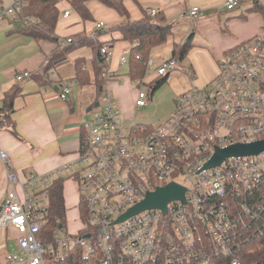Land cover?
I'll list each match as a JSON object with an SVG mask.
<instances>
[{"label": "built area", "instance_id": "2783aa9c", "mask_svg": "<svg viewBox=\"0 0 264 264\" xmlns=\"http://www.w3.org/2000/svg\"><path fill=\"white\" fill-rule=\"evenodd\" d=\"M239 3L227 0L223 7L231 11ZM25 5V0L3 1L0 21L37 24L38 19L24 15ZM198 12L192 7L179 18H194ZM60 13L64 18L70 15L68 7ZM69 43L71 39L64 45ZM100 54L107 64L111 51L103 46ZM218 65L219 74L211 84L178 95L171 115L148 132L135 124L126 126L105 92L83 124L77 159L48 174H30L20 181L8 165V156L0 151L8 184L0 229L18 234V252L12 261L49 264L47 257L54 248L39 239L47 222L48 190L51 180L63 178L77 166L80 170L69 179L85 201L87 225H81L83 235L60 229L56 237L60 251L75 245L85 255L96 250L101 264H216L220 252L229 254L223 241H237L246 228L259 234L264 228V152L205 166L217 151L264 140V33L237 45ZM175 66L176 61L169 59L154 73L164 76ZM148 67H153L151 60ZM109 76L106 69L104 77ZM28 77L25 72L15 80ZM59 88L58 98L65 101L71 95L70 84L62 81ZM148 100L149 92L139 89L135 108L147 106ZM2 125L7 124L0 107ZM170 183L184 188V202L170 201L165 213L147 209L118 221L147 193ZM230 264L240 263L234 258Z\"/></svg>", "mask_w": 264, "mask_h": 264}, {"label": "crops", "instance_id": "0c3cea01", "mask_svg": "<svg viewBox=\"0 0 264 264\" xmlns=\"http://www.w3.org/2000/svg\"><path fill=\"white\" fill-rule=\"evenodd\" d=\"M226 1L122 0L130 21H140L147 15L150 19H154L156 16L162 17L166 23L171 24L172 36L175 29L181 37L180 41L173 42L172 45L183 42L191 34L193 35L192 46H194L195 30L208 29L210 32L207 35L212 43L210 49L217 64L224 57L226 51L259 35L260 29L263 30V21L258 14L259 17L256 23L250 27L247 26L246 30L239 28L238 25H244L239 23L240 21L229 23L228 20H225L224 28L238 30V34L231 39H225L221 35L218 36L216 34L218 32L212 29L221 27V13H230L238 7L228 11L223 7ZM258 1L262 3L261 0ZM91 3L93 5H90ZM65 5H59L60 9L63 7H68L69 9V6ZM86 7L91 15V20L82 21L76 13L73 12V16L69 13V17H63L62 21L57 22L54 40L35 41L13 32L14 28L10 29L5 24L0 25L1 108L4 95L15 87L19 88V95L13 100V112L10 115V122L7 125L0 126V151L8 156V165L16 172L20 181L26 179L30 174L45 175L56 168L74 163L80 152L83 124L89 120L94 109L98 107H94V105L98 104L101 98V96L97 95L95 86L79 87L74 82V63L77 59H85L90 79H94L92 69L93 54L91 49L85 45L73 46L66 54L65 60L50 69L44 79H51L53 83L48 81V83L42 84L36 80V76L44 75L43 68L46 59L54 51L66 47L67 45H64L66 40L81 34L88 36L94 32H101L97 40L103 46H107L112 54L110 61L105 67V70L108 69L110 71V76L104 78L108 80L104 84L103 92L104 88L106 90L110 88L114 91L115 84L121 83L120 79H124V84L128 82L136 84L130 81L128 75L127 59L131 44L125 41L118 31H112L114 27L126 23L127 19L96 0L89 1ZM192 7L199 8L196 17L185 16L179 18L180 14L187 12ZM151 11H156V15L152 17L150 15ZM99 23H103V27L100 29L96 27ZM58 24H60L59 29H57ZM186 29H188V32ZM172 45L169 58L158 63L151 60L154 68L171 59ZM201 47L203 46L201 45ZM25 72L30 73V77L22 82H17L15 76ZM52 74H54V77ZM156 78L158 76L155 73L148 78L147 71L143 84H148V79ZM62 81H67L71 87V95L65 101L58 98L59 85ZM139 86L137 92L140 89ZM137 92H114L116 97L120 99V107L126 120L133 118L134 111L137 109L135 108ZM172 97V101L164 116L165 119L171 115L177 95ZM135 125L139 126L141 124ZM7 192L8 184L5 177L4 164L0 160V206ZM72 205L73 201L70 206ZM68 209L70 211L74 210L76 206ZM17 238L18 234L14 229H0V264H19L12 261V256L18 252Z\"/></svg>", "mask_w": 264, "mask_h": 264}, {"label": "trees", "instance_id": "16d2710c", "mask_svg": "<svg viewBox=\"0 0 264 264\" xmlns=\"http://www.w3.org/2000/svg\"><path fill=\"white\" fill-rule=\"evenodd\" d=\"M2 0L0 3H3ZM26 5L23 8V13L26 16H33L38 19V23L33 26H24L16 24L13 32H17L35 41L54 40L55 28L59 20L61 9L59 3L62 0H25ZM68 3L69 10L76 13L82 21L91 20V15L86 7V4L92 0H65ZM102 5L113 9L118 15L126 18L124 24L118 25L112 31H118L122 38L131 44L128 52L127 66L130 81L141 85L148 71V60L150 52L153 48L162 47L167 44L168 39L172 36V25L159 16L150 19L145 16L140 21H130L128 12L125 9L122 0H96ZM253 6L248 11L258 13L263 21L264 31V4L258 0L252 1ZM101 32H94L91 35H77L71 39V43L60 50L54 51L51 56L46 59L42 76H36V80L42 84L48 83L51 79H44L47 73L53 66L62 63L65 60L66 54L73 46H87L91 49L92 69L94 79H90V73L86 67L85 59H77L74 63V82L79 87L93 85L96 88L97 95L102 96L103 87L107 79H104L106 62L100 54V49L103 44L97 40ZM193 35H189L183 42L174 43L172 45L171 59L176 62H183L187 56L189 48L192 46ZM247 41V40H246ZM245 42V41H244ZM243 43V42H242ZM234 49V48H233ZM233 49L226 51L229 53ZM40 78V79H38ZM168 78V74L160 76L147 85L150 97L154 92L162 86ZM53 83V80L51 81ZM55 83V82H54ZM19 95V88L15 87L12 91L5 94L3 97L2 112L6 120V124L10 122V115L13 112V100ZM141 126V125H139ZM145 131L151 130L150 126H141ZM71 182V180L68 178ZM63 178H56L51 181L48 190V207L46 209L47 222L43 226L39 239L47 246L54 248V254L48 255L47 259L52 264H101V253L96 251L85 255L82 247L75 245L71 249L60 251L56 242L57 233L60 229L65 230L70 235H83L81 225H87V210L84 199L76 189L78 203L76 205L78 219V228L72 233L68 231L66 206L64 197ZM73 182V181H72ZM74 184V182H73ZM58 221L59 224L56 222ZM89 230V228H87ZM225 247L229 248V254L219 253L216 257V264H230L234 258L240 264H264V228L258 234L252 228H246L240 232L237 241H223ZM222 248L220 249V251Z\"/></svg>", "mask_w": 264, "mask_h": 264}, {"label": "rangeland", "instance_id": "374dc122", "mask_svg": "<svg viewBox=\"0 0 264 264\" xmlns=\"http://www.w3.org/2000/svg\"><path fill=\"white\" fill-rule=\"evenodd\" d=\"M261 1L264 4V0ZM61 4H64V6H66L65 4L68 5V3L66 1L63 2V0L59 3V5ZM90 5H93V3H91ZM252 6L253 3L251 2V0L240 1L238 7L235 8L234 11L230 13H221V27H215L212 30L218 32L216 34L218 36L221 35L225 39H231L233 37H236V35L238 34V30L232 28H224V21L228 20L229 23L234 21H240L239 23H242L245 26L238 25L239 28L246 30L252 24L256 23L257 18L259 17L258 13L248 11V9H250ZM69 13L71 14V16L74 15L72 10H69ZM62 18L63 16L62 14H60L58 21H62ZM1 24H5V26L9 27L10 29H13L17 26L9 19L0 21V25ZM59 25L60 24H58L57 29L60 28ZM188 29H186L187 32ZM209 32L210 31H208V29H203L201 31L195 30L194 46H191L189 48L184 62L177 63L175 68L171 72H169L167 81L162 86H160L151 97L149 95L147 106L143 108H138L134 111L133 118L126 120L124 112L120 107V99L116 97L115 93H125L126 91H129L130 93H136L138 89V84H131L129 82V84H124V79H120L121 83L115 84L116 87H114V91L110 88L109 90H106L104 88L103 94L107 92L110 98L117 105L119 117L126 126H130L131 124H141L143 126H150L152 128H156L158 124L166 120L164 116L167 112L170 102L172 101L173 95L178 96L191 90L192 88L199 90L203 89L217 78L219 74V65L215 61V57H213V52L210 49L212 43L210 41L209 36L207 35ZM263 32L264 31L260 29L259 34H262ZM172 37L168 39L166 45L162 47L153 48L150 52L149 60H153L155 63H158L162 60L169 58L172 43L180 41L181 38L180 34H178L175 29L174 35ZM201 45L203 47H201ZM153 70L154 66L148 67V78L153 76ZM152 80L154 79H148V83ZM139 87L141 91L148 93L146 83H142ZM80 168L81 166L72 168L63 177V180L66 181L64 184V197L65 206L67 209V227L68 231L72 233L78 228V222H75V220L78 219V213L77 209L70 211L68 208H72L73 206L77 205L78 197L75 185L73 184V182H70L68 178H70L71 174L78 172ZM72 201L73 205L70 206ZM48 263L52 264V262L49 261Z\"/></svg>", "mask_w": 264, "mask_h": 264}, {"label": "water", "instance_id": "95a60500", "mask_svg": "<svg viewBox=\"0 0 264 264\" xmlns=\"http://www.w3.org/2000/svg\"><path fill=\"white\" fill-rule=\"evenodd\" d=\"M96 103L94 107H97ZM90 110V109H89ZM264 152V140L251 144H236L224 150L217 151L213 158L208 162L205 168L220 164L224 159L229 157L252 156ZM184 188L170 183L169 185L158 188L155 192L147 193L145 199L130 208L118 221H122L129 216L137 214L147 209H159L166 212V205L172 200L184 202ZM2 206V204H1ZM0 206V210H1Z\"/></svg>", "mask_w": 264, "mask_h": 264}]
</instances>
